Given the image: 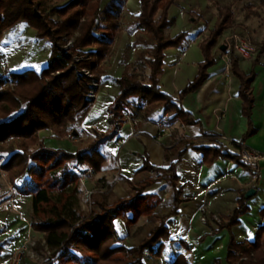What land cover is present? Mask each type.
I'll use <instances>...</instances> for the list:
<instances>
[{"label": "trees", "instance_id": "trees-1", "mask_svg": "<svg viewBox=\"0 0 264 264\" xmlns=\"http://www.w3.org/2000/svg\"><path fill=\"white\" fill-rule=\"evenodd\" d=\"M176 1L141 0L140 13L131 15L125 29L135 34L132 46L145 47L139 57L150 69L149 84L142 83L130 72L128 63L120 76L112 78L117 93L108 107V130H95L92 141H83L75 151H70L47 146L40 140V134L50 129L54 137L65 138L68 124L83 120L90 111L94 102L86 96L92 89V82L100 83L110 70L105 49L97 46H111L120 38L119 26L127 0H0V42L5 31L27 23L36 30L37 37L47 38L51 43L49 61L40 71L25 70L0 76L1 167L8 172L17 193L32 199L31 228L45 233L46 242L53 251L42 264H145V251L160 256L161 241L169 238L166 221L178 214L182 202L177 175L180 158L168 167L153 165L145 159L137 174L154 171L156 177L130 180L131 192L124 198L97 188L90 197L89 212L81 205L80 180L103 170L107 161L105 145L117 135L116 128L125 122L127 113L144 112L149 116L157 108H163L170 114L171 122L198 123L183 107L182 99L197 91L210 77L209 69L217 61L213 50L222 51L219 38L234 24L233 5L220 7L213 29L200 43L204 59L198 64V72L176 98L161 89L159 79L165 51L182 46L186 37V33L173 37L166 33L174 23L169 18V10ZM258 2L264 9V0ZM69 41H73V45L67 50ZM258 47L249 72L241 68L238 58L231 59V70L240 81L238 95L249 127L242 141L257 132L253 123L252 84L257 77L256 65L264 56V36ZM83 69L89 70L92 76L78 75ZM134 98L139 103H134ZM74 130L79 133L78 126ZM202 136L207 137L209 145L185 139L174 149L185 146V149L201 152L203 162L208 165L223 158L248 167L241 161V150L245 147L242 142H233L238 150L234 152L218 141L220 134L203 133ZM158 181H165L172 188L173 207L163 215L155 212L161 198L146 193L147 188ZM251 196L241 193L233 213L227 221L218 224V231L227 229L230 233L227 264H264V225L258 228L253 241L238 242L232 232L233 226L240 223V216L249 211L247 201ZM261 213L264 215V208ZM142 216L157 219L159 223L136 245L119 242L115 220L122 218L129 229ZM4 249L5 241L0 243V256ZM171 264L190 263L179 255Z\"/></svg>", "mask_w": 264, "mask_h": 264}, {"label": "crops", "instance_id": "crops-1", "mask_svg": "<svg viewBox=\"0 0 264 264\" xmlns=\"http://www.w3.org/2000/svg\"><path fill=\"white\" fill-rule=\"evenodd\" d=\"M133 4L134 10L132 9ZM125 10H128L130 15H138L141 11V0H127ZM190 46L185 49L182 47V52H178L177 56L171 55L174 57L171 61H174L175 75L180 73L182 64L187 60L191 50ZM169 49L166 50L167 53L173 52L168 51ZM221 61L218 68L214 65L209 69L210 77L197 91L189 93L182 99L183 107L195 116L198 120L197 124L188 125L179 120L171 122L170 114L164 112L163 108H157L149 116L142 112L143 123L140 126L134 127L132 124L123 123L119 128L118 135L106 143L107 161L104 168L98 173L91 174L99 179L98 183L101 182V185L98 184L101 187L98 188L99 190L107 189L117 197L124 198L128 197L131 192L130 180H140L147 176L156 177V173L153 175L150 171L137 174L144 165L145 159H148L153 165L168 167L180 158L177 175L178 187L182 188V202L178 214L170 216L166 221L169 238L161 241L163 249L160 256L157 257V262L166 253L171 260L166 259L165 264H171L179 255L184 256L190 264H227L226 256L230 233L227 229L218 231V224L221 221H227V218L238 206L240 194L247 193L249 190L255 191L247 201L249 211L240 216L239 224L233 226V235L238 242L253 241L258 228L264 225V215L261 213L264 208V163L257 179H254L252 169L233 160L218 158L208 165L203 162L201 152L192 148L185 149V146L174 149L175 145L185 139L199 140L201 144L209 145L207 137H203L202 134L214 132L220 134V137L217 138L218 141L234 152H238V150L233 142H242L246 147L264 152V56L260 57L256 65L257 77L252 84L255 97L253 123L257 132L245 141H242L243 136L249 127L248 120L243 114L242 100L238 95L240 81L232 70L225 68L226 63L223 61L221 63ZM239 61L241 68L246 72L253 68L254 59L252 62L242 59ZM183 87L180 90L175 89L174 93H167L177 98ZM114 96L98 95L88 114L76 125L79 127V133L75 134L74 141L54 137L50 129L42 131L43 141L50 147L75 151L79 144L87 138H95L96 134L92 128H97L98 131H107L109 128L108 107ZM159 109L161 113L158 114ZM165 115H168V120L162 121ZM74 142H79V144ZM183 150L184 152L180 156ZM158 182L165 183L162 194L147 192V190L146 193L156 194L161 198L155 212L163 215L173 207L172 188L165 181ZM94 189L96 190V186ZM10 195L0 196V200ZM16 195L21 196L18 199L16 197L17 202L25 198V202L29 201L31 208V197L19 193ZM169 195L171 201L168 200ZM128 215L131 216V213ZM203 216L206 217V222L202 221ZM215 217H218L220 221H216ZM158 223L157 219L142 216L136 224L129 228L130 232L126 234V239L137 242V239L141 237L142 240ZM119 242L123 243L120 238ZM7 245L8 243H5L6 249ZM134 245L136 244L134 243ZM15 250H6L5 255L0 256V264H9ZM148 256H153V253L145 251V264H148ZM153 258L151 259L153 260Z\"/></svg>", "mask_w": 264, "mask_h": 264}, {"label": "rangeland", "instance_id": "rangeland-1", "mask_svg": "<svg viewBox=\"0 0 264 264\" xmlns=\"http://www.w3.org/2000/svg\"><path fill=\"white\" fill-rule=\"evenodd\" d=\"M106 2H104L105 4ZM226 4L233 5L234 11V24L227 29L219 38V42L223 45L225 36L232 31H236L253 41V43L259 46L263 36H264V9L259 7L258 0H177L176 4L172 5L169 10V18L174 21V23L166 30L169 35L176 36L180 33H186L183 45L180 47H174L165 51L164 60V72L160 76L161 89L165 92L174 93L175 89L180 90L183 86L195 78L197 74L198 62L203 59V55L200 49V43L205 38L208 37L210 30L213 29L215 22L219 16V9ZM134 8V4L132 5ZM134 10V9H133ZM132 19L128 10L122 11V20L120 22L119 30L121 32L120 38H118L115 43L111 46L105 47L98 45V48H103L106 51L107 60L106 63L110 65L109 76L107 78H102L99 87L98 95H115L117 93V86L113 82L112 78L115 76H120L126 65L130 63V72L134 73L137 78L144 84H149V73L150 69L145 64L144 60L139 57L141 51L145 49L143 46L134 47L132 42L134 40L133 33H128L125 29L128 21ZM73 45V41H69L66 49H70ZM191 45V46H190ZM190 46L191 50L189 52L187 60L182 64L180 68V73L174 74V61H171L172 54L177 56V53L182 52L183 48ZM259 48V47H258ZM51 53V43L47 38H39L36 35V30L29 26L27 23H20L14 28L8 29L4 32L3 38L0 42V76L10 75L11 72H19L25 70H36L40 71L49 61V56ZM217 61L215 66L218 68L220 60L226 63L228 59L225 51H219L214 49ZM79 61L80 58L76 57ZM221 61V63H222ZM252 62L253 60H248ZM193 62H195L193 64ZM84 70L88 71L85 72ZM85 74L87 76H92L89 70L83 69L78 72V75ZM176 76V78H175ZM176 82V83H174ZM94 82H92L93 85ZM166 83L165 85H163ZM174 83V84H173ZM10 85V84H9ZM12 86V85H11ZM183 87V88H184ZM102 91V92H101ZM87 97V96H86ZM91 100V99H90ZM134 103H137L136 98L133 99ZM93 102L95 100H91ZM139 103V102H138ZM93 105V104H92ZM161 110H158V114ZM137 115H141L138 113ZM81 120H77L74 123H69L67 130L68 135L71 133L69 126L74 128ZM92 130H97V128H92ZM74 132V131H73ZM67 139L74 141L76 139L75 133L73 137ZM40 140L44 139L41 132ZM93 138L89 137L84 142L89 143ZM79 144V142H74ZM3 160L0 159V163ZM8 175V172L5 171ZM86 187L94 186L101 188L98 183V178L94 176L87 177ZM9 180V175H8ZM10 181V180H9ZM21 182V180L19 181ZM99 184V185H98ZM165 185L163 182H157L147 189V192H156L162 194V188ZM81 194V205L85 212H89L92 207L91 200L89 196L85 194L84 186H82ZM170 190V188H169ZM104 193H108L110 190L102 189ZM17 191L0 200V243H8L7 249L5 248L2 257L5 255L6 250L16 251L30 238L34 240L40 239V232H35L30 226V214L31 208L30 203L25 202L26 200L18 201L21 196L16 195ZM7 195V194H6ZM11 196L14 198L13 203L10 202ZM168 200L171 201V196H168ZM116 225V235L121 239L126 245L137 244L141 237L136 241H130L126 239V234L129 233V229L126 227L123 219L118 218L115 220ZM119 240V239H118ZM168 247V245H166ZM39 251L41 249L39 248ZM13 254V256L15 255ZM9 260V264H13L14 257ZM152 257L153 260L151 259ZM158 256L153 254V256H148V264H155L158 261ZM171 260L166 253L163 257L159 259L156 264H165L167 260ZM166 260V261H165ZM20 264H41L35 262L29 257H24Z\"/></svg>", "mask_w": 264, "mask_h": 264}, {"label": "built area", "instance_id": "built-area-1", "mask_svg": "<svg viewBox=\"0 0 264 264\" xmlns=\"http://www.w3.org/2000/svg\"><path fill=\"white\" fill-rule=\"evenodd\" d=\"M223 45L225 46V53L227 56L226 60V66L225 68L227 70H231V59L233 56H235L238 59L242 60H253L257 56V53L259 51V48L257 45L253 43L250 38L236 32L232 31L231 33H228L223 41ZM89 74L88 71L84 70ZM4 76H6L4 74ZM98 87L99 82L94 81L92 85L91 91L87 94V98L91 100H95L98 98ZM135 113V111H134ZM168 115H165L162 118V121H167ZM125 123L132 124L134 127H138L143 123V120L141 118V115H135L132 113H127L125 115ZM71 133L68 135L70 138L73 137L74 132L72 131L74 127L71 125L69 126ZM119 128H116V133L118 135ZM170 133V132H169ZM133 134H135V131H133ZM120 142V141H119ZM241 161L245 165H247L250 169L254 171V179H257L258 173L261 169L262 164L264 163V152L259 151L257 149L251 148V147H243L241 150ZM151 174H155L154 171H150ZM87 177H83L80 180V183L82 186H84L85 194L91 197V195L94 193L95 189L87 188L86 187V181ZM16 186L12 184L8 180V175L5 172V170L1 167L0 163V196H5L8 193L15 192ZM10 202L13 203V197L11 196ZM216 221H220L218 217L214 218ZM202 221L206 222V217H202ZM31 226V225H30ZM32 229V228H31ZM37 232V231H35ZM41 236L39 240H34L32 238L28 239L15 253L13 256V264H19L20 260L24 257H29L33 259L35 262L43 263L45 260L49 259L53 254V251L49 248L46 239H45V233L40 232ZM39 248L41 251H39Z\"/></svg>", "mask_w": 264, "mask_h": 264}, {"label": "water", "instance_id": "water-1", "mask_svg": "<svg viewBox=\"0 0 264 264\" xmlns=\"http://www.w3.org/2000/svg\"><path fill=\"white\" fill-rule=\"evenodd\" d=\"M221 49L224 51V50H225V46H224V45H221ZM74 133L77 134V131L74 130ZM254 192H255L254 190H249V191L246 193V195H247V196H251V195L254 194Z\"/></svg>", "mask_w": 264, "mask_h": 264}]
</instances>
